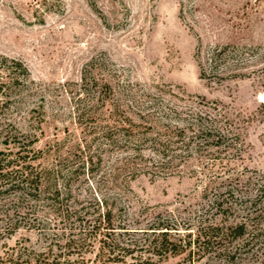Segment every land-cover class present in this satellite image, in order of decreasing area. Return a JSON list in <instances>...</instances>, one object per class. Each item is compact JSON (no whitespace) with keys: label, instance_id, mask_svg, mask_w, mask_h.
I'll list each match as a JSON object with an SVG mask.
<instances>
[{"label":"rangeland","instance_id":"rangeland-1","mask_svg":"<svg viewBox=\"0 0 264 264\" xmlns=\"http://www.w3.org/2000/svg\"><path fill=\"white\" fill-rule=\"evenodd\" d=\"M2 58L26 67L23 86ZM117 104L141 141L101 138L123 120ZM198 115L230 147L171 148L180 156L160 165L152 138ZM15 162L59 171L81 204L105 202L124 228L107 236L125 249L119 264H229L214 246L185 244L219 221L210 202L221 183L264 184V0H0V167ZM13 199L0 189V213ZM5 220L0 257L41 245L26 229L9 235ZM91 251L83 264H117Z\"/></svg>","mask_w":264,"mask_h":264},{"label":"trees","instance_id":"trees-1","mask_svg":"<svg viewBox=\"0 0 264 264\" xmlns=\"http://www.w3.org/2000/svg\"><path fill=\"white\" fill-rule=\"evenodd\" d=\"M224 53L225 49L217 52L213 59H222L225 57ZM1 60L4 64H12V67L3 68L6 71L9 72L12 68L18 71V85L23 86L22 81L29 80V72L21 62L7 58ZM107 87L110 90L108 85ZM124 100L127 101L126 96L120 101ZM113 109L114 112H119L122 111V106L117 104ZM122 112L124 116L118 128L112 130V127L106 126L103 129L101 138L111 145L114 141L112 131L117 137H133L135 141L140 140L133 135V121L127 112ZM138 115L141 117L140 113ZM156 137L152 138V144L157 148L155 154L161 160L160 165L180 156L173 154L171 148L189 156L192 152L199 153L200 144L204 146L202 150H208L210 147H228L231 145L229 141L232 142V139L224 135L212 121L203 119L200 115L194 123H188L182 128L165 129ZM194 144L196 148L192 149L191 145ZM20 149L16 151V156L21 153ZM7 167L12 168L7 170L0 167V181L5 184L2 188L0 186V189L11 192L14 199L9 202L8 208L0 213L6 218L4 231L12 235L19 229H26L35 232L42 243L38 248L17 246L11 249L0 257V264H83L85 253L92 252L95 245H98L100 253L106 252L109 257L113 255V262L124 263L119 254L125 249L120 246L119 240L109 241L107 238L110 235L108 233H115V229L124 228H117L119 226L112 224V210L105 202L81 204L73 199L71 189L66 184L62 185V189L59 187L56 180L59 171L45 173L30 165L20 166L16 162ZM235 180L237 183L234 184H238V179L229 178L228 182L219 185L220 192L213 194L210 207L215 212L214 216L216 214L220 217L219 221H212L204 228H199L196 238L185 245L214 246L217 255L229 264L241 260L264 264V184H238L240 187L236 188L237 185H231ZM251 190L253 192H250ZM239 193L240 195H236ZM47 216L53 223L47 221ZM229 217L233 219V223L228 222ZM102 230L106 231L102 233ZM166 243V240L162 239L155 247L165 249Z\"/></svg>","mask_w":264,"mask_h":264}]
</instances>
